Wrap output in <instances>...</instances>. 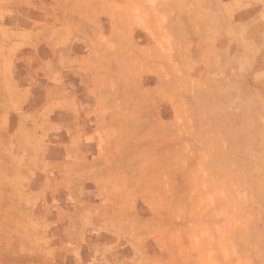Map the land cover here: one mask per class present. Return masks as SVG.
<instances>
[{
    "label": "rangeland",
    "instance_id": "rangeland-1",
    "mask_svg": "<svg viewBox=\"0 0 264 264\" xmlns=\"http://www.w3.org/2000/svg\"><path fill=\"white\" fill-rule=\"evenodd\" d=\"M92 5L66 3L63 16L78 13L88 32ZM1 7L0 25L17 15L13 30L31 9L38 26L44 8ZM97 10L125 26L114 40L91 37L85 63L133 111L132 131L111 135L137 211L115 244L78 245L84 259L71 263L20 221L19 188L0 176V264H264V0H100ZM1 28L0 61L22 35Z\"/></svg>",
    "mask_w": 264,
    "mask_h": 264
},
{
    "label": "crops",
    "instance_id": "crops-1",
    "mask_svg": "<svg viewBox=\"0 0 264 264\" xmlns=\"http://www.w3.org/2000/svg\"><path fill=\"white\" fill-rule=\"evenodd\" d=\"M39 3L44 8L38 26L30 23L36 17L32 9L27 25L17 30L10 22L16 14L3 18L13 30L6 33L22 35L1 45L0 113L5 123L0 125V176H12L19 188L12 196L20 206V221L36 229L44 243L57 246L60 259L73 263L84 259L78 245L115 244L123 215L137 211L124 182L130 175L117 167L120 141L111 135L132 131L133 111L125 104L115 106L117 99L103 93L94 64L85 63L97 47L91 37L102 32L114 40L125 26L106 17L101 22L100 0H92L97 19L89 20L88 32L78 13L69 16L71 23L63 16V5L76 6L78 0H6L0 5L11 11ZM5 25L1 23L0 35Z\"/></svg>",
    "mask_w": 264,
    "mask_h": 264
}]
</instances>
